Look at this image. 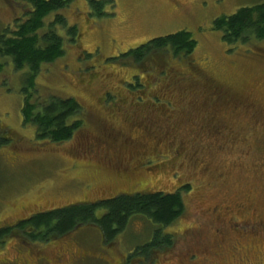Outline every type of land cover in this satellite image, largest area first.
Returning a JSON list of instances; mask_svg holds the SVG:
<instances>
[{
    "label": "rangeland",
    "instance_id": "obj_1",
    "mask_svg": "<svg viewBox=\"0 0 264 264\" xmlns=\"http://www.w3.org/2000/svg\"><path fill=\"white\" fill-rule=\"evenodd\" d=\"M112 1L101 19L90 15L88 0L66 10L81 35L73 44L58 29L65 54L36 79L40 101L72 97L82 105L84 124L70 142L39 141L24 124L27 69L1 60L0 135L9 143L0 148V227L42 211L190 184L184 215L164 229L176 247L153 264H264V40L230 46L214 29L217 18L264 0ZM25 9L0 0V34L26 20ZM180 31L197 41L195 68L163 58L147 68L110 61ZM136 75L141 86L130 90ZM209 82L238 101L217 99ZM158 228L134 217L110 244L93 226L49 242L15 236L0 246V264H129L127 256Z\"/></svg>",
    "mask_w": 264,
    "mask_h": 264
},
{
    "label": "trees",
    "instance_id": "obj_2",
    "mask_svg": "<svg viewBox=\"0 0 264 264\" xmlns=\"http://www.w3.org/2000/svg\"><path fill=\"white\" fill-rule=\"evenodd\" d=\"M16 1L26 7L24 15L28 17L26 20H17L14 28L7 27L0 34V72L4 70L1 62L3 59H8L16 71L27 69L25 71L27 80L23 88L24 124L35 127L36 138L39 141L52 144L68 143L83 127V107L72 97L51 96L47 100L40 101L36 79L44 65L52 64L64 56L65 37L69 36L71 40L68 39L73 44L80 37L78 26L76 24L69 26L65 16L66 10L77 0ZM110 4H113L112 0H88L90 15L96 19L110 15L106 12V7ZM50 16H53V19L45 23L46 18ZM58 29L67 30L65 37L60 35ZM214 29L223 33V40L230 46L252 45L264 40V2L243 7L231 16L217 18L214 21ZM196 48L197 41L191 33L180 31L152 39L110 61L120 62L119 65L124 67L134 63L130 65L135 68L139 67L138 65L140 68H147L144 65L149 67L159 63V59L163 58L167 62L187 63L191 68H195L192 56ZM89 57L91 56L86 54V58ZM133 80L135 84L127 83L130 90L141 86L139 75L134 76ZM215 84L218 86L217 83ZM219 88L218 90L213 82L207 85L208 91L213 92L217 99H222L226 103L238 101L228 94V88L224 86ZM8 143L9 139L4 134L0 135V148ZM190 191V184H186L173 193L153 191L120 194L94 204L70 205L41 212L15 227H0V246L15 236L31 242H49L86 226L98 228L103 241L110 244L126 231L131 219L144 217L159 228L154 231L151 241L136 247L127 256V260L129 264L134 260H136L135 264H153L156 262V255H168L175 249L176 237L166 233L164 229L176 223L184 215L183 194Z\"/></svg>",
    "mask_w": 264,
    "mask_h": 264
},
{
    "label": "flooded vegetation",
    "instance_id": "obj_3",
    "mask_svg": "<svg viewBox=\"0 0 264 264\" xmlns=\"http://www.w3.org/2000/svg\"><path fill=\"white\" fill-rule=\"evenodd\" d=\"M107 198H104V199H100V200H97V201H94V202H85V203H97L98 201H102V200H106ZM109 199V198H108ZM79 204H84V203H79ZM75 205H77V204H75ZM43 212V211H42ZM38 213H41V212H38ZM38 213H35V214H38ZM35 214H33V215H35ZM31 215V214H30ZM33 215H31L30 217H26V218H22V219H19L17 222H15L12 226H10V227H15V226H17L20 222H22V221H24V220H27V219H29V218H31ZM29 216V215H28Z\"/></svg>",
    "mask_w": 264,
    "mask_h": 264
}]
</instances>
